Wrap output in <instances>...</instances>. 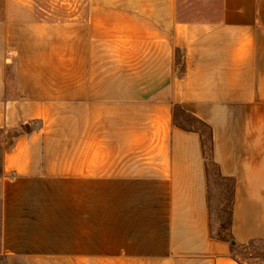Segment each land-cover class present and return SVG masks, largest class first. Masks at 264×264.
I'll return each instance as SVG.
<instances>
[{"label":"crops","instance_id":"obj_1","mask_svg":"<svg viewBox=\"0 0 264 264\" xmlns=\"http://www.w3.org/2000/svg\"><path fill=\"white\" fill-rule=\"evenodd\" d=\"M33 4L0 10V264H240L175 107L212 131L234 242L264 240V0L203 21L177 0H81L57 22Z\"/></svg>","mask_w":264,"mask_h":264},{"label":"rangeland","instance_id":"obj_2","mask_svg":"<svg viewBox=\"0 0 264 264\" xmlns=\"http://www.w3.org/2000/svg\"><path fill=\"white\" fill-rule=\"evenodd\" d=\"M81 0H33L34 14L37 20L46 21H65L73 17L75 2ZM178 1V19L181 21H203L213 20L220 10L221 0H177ZM5 0H0V10L4 12ZM80 8H83L81 6ZM75 13V14H76ZM76 14V15H77ZM175 123L197 129L204 132L206 142V154L208 153V131L200 124L185 115L180 118L178 111H175ZM151 126V123H147ZM149 129V128H146ZM208 188L209 201L211 206V231L213 236L220 235L227 239L229 236V215L231 202L230 180L223 179L219 176L217 169L213 166L211 160H208ZM234 256L240 264H264V243H254L245 247H238L234 250Z\"/></svg>","mask_w":264,"mask_h":264},{"label":"trees","instance_id":"obj_3","mask_svg":"<svg viewBox=\"0 0 264 264\" xmlns=\"http://www.w3.org/2000/svg\"><path fill=\"white\" fill-rule=\"evenodd\" d=\"M175 111H179L178 107H175ZM193 118V117H191ZM196 123L200 124L203 128H205L207 131H208V134H207V137H208V153H209V156L207 157V154H206V142H205V135H204V132L202 131H199L197 130V132L200 134V137H201V141H202V146H203V152H204V155H205V159H206V164H207V173L209 171L208 169V160L210 159L211 162H212V131L210 129V127H208L206 124H204L203 122L199 121L198 119H195L193 118ZM181 129H185V130H189V129H193V128H185L183 126H180L178 125ZM213 166L216 168V165L212 162ZM219 174V173H218ZM209 175V174H208ZM220 176V175H219ZM221 177V176H220ZM230 223H231V215H229V236L227 239L221 237L220 235H217L215 236L217 239L219 240H222V241H225L227 243H229L230 245V251H231V255L234 259L235 256H234V250L238 247H245L247 245H251V244H254V243H264V240H260V241H249L248 243L246 244H237L236 242H234V239L233 237L231 236V233H230ZM237 260V259H236ZM238 261V260H237Z\"/></svg>","mask_w":264,"mask_h":264}]
</instances>
